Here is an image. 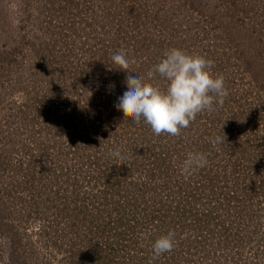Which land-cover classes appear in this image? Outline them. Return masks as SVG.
Listing matches in <instances>:
<instances>
[{
	"label": "rangeland",
	"instance_id": "rangeland-1",
	"mask_svg": "<svg viewBox=\"0 0 264 264\" xmlns=\"http://www.w3.org/2000/svg\"><path fill=\"white\" fill-rule=\"evenodd\" d=\"M172 48L228 91L179 138L123 118L111 59L163 91L147 72ZM150 261L264 264V0H0V264Z\"/></svg>",
	"mask_w": 264,
	"mask_h": 264
},
{
	"label": "clouds",
	"instance_id": "clouds-1",
	"mask_svg": "<svg viewBox=\"0 0 264 264\" xmlns=\"http://www.w3.org/2000/svg\"><path fill=\"white\" fill-rule=\"evenodd\" d=\"M111 59L116 66L115 70L128 73L125 79L127 91L118 98L117 109L123 113L124 119L134 124L143 121L157 136H179L181 130L188 128L198 114L214 111V105L223 106L228 95L224 77L220 75L213 78L210 73L213 61L199 55H189L175 48L166 51L164 58L147 72L149 80L156 74L164 78L167 84L163 91L127 72L130 61L123 50ZM211 142L217 144L224 141L216 138ZM110 155L121 161L125 158L119 148ZM207 163L204 153L190 152L181 165V175L191 176L206 167ZM174 247L175 232L169 231L153 242L152 260L171 252Z\"/></svg>",
	"mask_w": 264,
	"mask_h": 264
},
{
	"label": "trees",
	"instance_id": "trees-1",
	"mask_svg": "<svg viewBox=\"0 0 264 264\" xmlns=\"http://www.w3.org/2000/svg\"><path fill=\"white\" fill-rule=\"evenodd\" d=\"M91 117H92V116H91ZM93 121L96 122V123H98V124L100 123V122H99V118H97V117L93 118ZM92 129L96 131L97 128H96V127H92ZM91 134H93V132L90 133V136H86V135H84L83 132H81L80 134L76 135V141H75V143H74L75 148H74V150L71 148L72 151L74 152L73 155H74V154L76 155V152H77V150L79 149V147H77L76 145H77V144H80V142H81L83 139H89V140H91V138H90V137H91ZM74 135H75V133H73L72 136H74ZM175 138H179V137L176 136ZM175 138H174V139H175ZM42 152L45 153V151H42ZM79 154H80V153H79ZM62 155H63V150L61 149V151H59V152L57 153V157H58V156H62ZM145 156H147V155H145ZM151 169H152V170H151ZM153 170H154L153 167H150L148 173L146 174V177H151V176L153 175ZM153 240H154V239H151L152 244H153ZM151 242H150V243H151Z\"/></svg>",
	"mask_w": 264,
	"mask_h": 264
}]
</instances>
